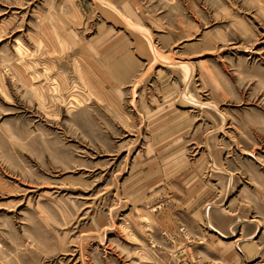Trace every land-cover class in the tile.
<instances>
[{
	"label": "rangeland",
	"instance_id": "374dc122",
	"mask_svg": "<svg viewBox=\"0 0 264 264\" xmlns=\"http://www.w3.org/2000/svg\"><path fill=\"white\" fill-rule=\"evenodd\" d=\"M0 264H264V0H0Z\"/></svg>",
	"mask_w": 264,
	"mask_h": 264
}]
</instances>
